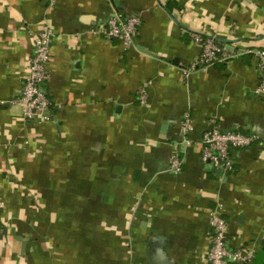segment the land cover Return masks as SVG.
<instances>
[{"label": "crops", "instance_id": "1", "mask_svg": "<svg viewBox=\"0 0 264 264\" xmlns=\"http://www.w3.org/2000/svg\"><path fill=\"white\" fill-rule=\"evenodd\" d=\"M115 14L141 18L130 50L98 34ZM44 18L50 121L24 123L16 100ZM192 34L238 55L184 79ZM260 50L264 0H0V264H207L217 209L228 247L264 264ZM212 126L256 137L230 174L201 160Z\"/></svg>", "mask_w": 264, "mask_h": 264}, {"label": "built area", "instance_id": "2", "mask_svg": "<svg viewBox=\"0 0 264 264\" xmlns=\"http://www.w3.org/2000/svg\"><path fill=\"white\" fill-rule=\"evenodd\" d=\"M55 0H49V7H53ZM141 26L139 16L122 17L115 14L106 24L98 29L107 40H119L125 50L135 46L136 35ZM55 33L46 18L43 19L42 28L39 33L32 34L33 54L29 62L28 73L24 78L17 102L21 105L24 123L35 122L45 124L50 121L48 112L51 102L44 89V84L49 77L50 44ZM193 40L201 46L200 54L195 60L182 71L184 79L198 69H204L216 63H226L236 57V53H228L215 41L214 38L202 37L192 34ZM257 59L256 68L260 75V83L255 89V94L264 96V50L254 54ZM147 84H144L138 94V102L147 104ZM179 130L183 143L191 144L189 134L191 132L190 120L184 116L179 123ZM256 137L247 136L238 131H224L218 127L207 129L201 136V160L209 164L215 170L224 174L234 171L233 152L250 146ZM170 171L178 174L182 168V160L177 154L170 158ZM210 247L206 254L207 264H252L256 256V250L249 246L229 248L225 233L227 222L219 210L210 214Z\"/></svg>", "mask_w": 264, "mask_h": 264}]
</instances>
